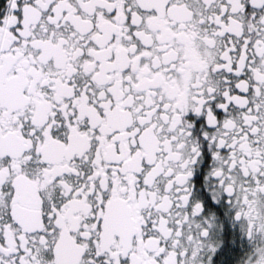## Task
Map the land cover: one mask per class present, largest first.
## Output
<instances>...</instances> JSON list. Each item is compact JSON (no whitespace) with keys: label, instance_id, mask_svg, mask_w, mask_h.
Segmentation results:
<instances>
[{"label":"snow or ice","instance_id":"snow-or-ice-1","mask_svg":"<svg viewBox=\"0 0 264 264\" xmlns=\"http://www.w3.org/2000/svg\"><path fill=\"white\" fill-rule=\"evenodd\" d=\"M0 264H264V0H0Z\"/></svg>","mask_w":264,"mask_h":264}]
</instances>
